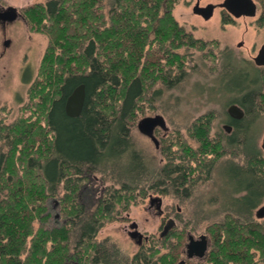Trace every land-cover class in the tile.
<instances>
[{
	"label": "trees",
	"instance_id": "16d2710c",
	"mask_svg": "<svg viewBox=\"0 0 264 264\" xmlns=\"http://www.w3.org/2000/svg\"><path fill=\"white\" fill-rule=\"evenodd\" d=\"M104 1L47 0L24 10L49 43L23 108L30 114L10 125L0 122V141L8 138V151L0 158V264H176L178 244L170 243L162 254L155 248L142 250L130 259L96 236L116 220L117 206L128 211L139 195L143 200L151 190L175 194L181 189L190 195L191 186L208 178L220 158L239 153L233 147L246 148L247 168L240 171L247 183L239 189L247 192L246 204L264 194V160L249 145L248 117L240 122L242 141L230 148L209 138L214 111L201 115L190 127L199 147L172 140L165 145V164L146 172L148 162L132 144L131 126L144 103L153 102L149 94L158 83L182 79L187 54L179 49L210 47L206 56L216 67L211 46L217 41L198 38L180 24L173 12L180 0H115L108 13ZM175 70L178 74L172 76ZM254 72L252 77L244 73L243 83L232 88L247 113L264 105V73ZM79 84L86 89L84 105L80 115L70 116L66 100ZM130 162L135 167L128 169ZM94 171L109 174L121 186L105 189L92 210L82 203L81 191L82 174L87 178ZM56 196L57 216L67 221L48 227L49 199ZM242 210L241 217L228 214L209 226L213 243L208 262L264 264V223L255 222L247 207ZM179 236L182 243L185 235Z\"/></svg>",
	"mask_w": 264,
	"mask_h": 264
},
{
	"label": "rangeland",
	"instance_id": "374dc122",
	"mask_svg": "<svg viewBox=\"0 0 264 264\" xmlns=\"http://www.w3.org/2000/svg\"><path fill=\"white\" fill-rule=\"evenodd\" d=\"M46 1L0 0V3L5 7H17L24 17V19L17 18V20L7 23L5 27L0 23V122L4 124L10 125L20 115L30 114V110H23V108L29 103L28 91L38 75L49 37L32 27L24 10ZM114 2L115 0L104 1L105 13H108ZM173 12L180 24H183L188 30H192L196 37L217 41V44L214 43L211 46L217 57V64L215 67L213 61L206 56L211 50L210 47L204 50L183 47L178 50L180 53L187 54V63L182 79L171 85L160 82L150 92L149 95L153 98V102L146 101L144 103L138 120L130 128L134 148L144 158V161L148 162L146 172L153 171L154 173L159 166L165 164L168 160V153L164 151L165 145L172 140L178 142L185 139L193 148H198L199 142L190 134V127L198 117L209 111H214L209 138L216 139L217 132L227 118L229 105L238 101L237 98L240 97L232 88L243 83L244 73L250 77L254 76L257 66L252 57L257 54L264 42V26L259 24L260 9L256 16L243 17L236 20L234 25L226 26H222L218 14H214L208 20L198 17L192 12L190 0H180L175 5ZM6 40H10L8 46L4 45ZM240 42L243 44L238 46ZM176 74H178L177 70L171 75L175 76ZM260 86L264 93L263 83H260ZM156 114L164 116L169 128L167 131L161 128L156 130L158 145L137 128V122L141 118ZM247 115L248 120L252 121L249 126L251 129L248 131L252 140L249 141V145L255 146L256 151L264 160L262 148L264 105L253 112H248ZM228 147L231 148V146ZM243 147H238L239 149L233 147L234 150H239L237 155L230 149V153L220 158L208 178L204 176L191 186L190 195H185L182 189L178 191L179 193L176 191L175 194H163L151 190L143 200L139 195L138 203L132 204L128 211H123L117 206L116 220L107 222L100 228L96 239L108 241V245L110 243L117 245L122 255L130 259L138 252L149 248L158 249L160 254L166 253L170 250V243H175L179 245L180 255L176 260V264H178L179 260L186 258L184 249L188 232L196 236L211 235L209 230L211 224L220 222L227 214L235 217L240 215L241 217L245 214L242 209L247 207L249 210L253 205L246 204L244 197L247 192L239 191L240 188L246 187L247 183L246 175L240 171V169L247 168L244 166L246 148ZM7 151L8 138H4L0 141V158ZM129 165L131 166L128 169H131L132 166L135 167L134 163L130 162ZM82 175L85 176V184L81 191V201L92 210L98 204L99 198L104 195L105 189L114 190L121 186L109 174L103 175L101 172L94 171L92 174L88 173L87 178L84 173ZM156 178L158 177L156 176L152 180ZM59 188V193L62 194L64 192L63 185ZM150 194L162 197L163 215H158L153 212L154 210L149 209ZM260 201L258 206H254L251 214L255 222L264 223V218L259 219L255 216L256 211L264 205V194ZM49 202L52 217L47 226L53 227L66 222L67 220L64 218L57 216L60 210L58 196L51 197ZM169 218L175 220L176 224L173 228L176 230L170 236V240L164 242L160 233L163 231V224ZM131 220L138 224L141 232L151 236L149 242H144L139 246L129 236L128 231L133 228L129 226ZM38 224L37 222L35 225ZM180 232L185 235L182 243L179 240ZM75 235L73 241L76 243ZM211 243L213 242L211 241ZM211 248L212 246L209 250Z\"/></svg>",
	"mask_w": 264,
	"mask_h": 264
},
{
	"label": "flooded vegetation",
	"instance_id": "af4514ba",
	"mask_svg": "<svg viewBox=\"0 0 264 264\" xmlns=\"http://www.w3.org/2000/svg\"><path fill=\"white\" fill-rule=\"evenodd\" d=\"M228 0H190V6L192 9V12L194 14H196L198 17H201L205 20L210 19L214 14H218L220 16V21L222 23V26H226V25H234L235 21L243 18V17H249L247 15H241L240 17H235L230 11H229V7L226 5ZM253 2L256 4V15L258 10L260 9L261 13H260V19H259V24L261 26H264V18L262 19V16H264V0H253ZM3 6L0 3V9H3ZM245 7V3L243 1H238V8L240 10L244 9ZM18 9V8H17ZM211 13V17L210 18H205V14ZM255 15V16H256ZM252 17V16H251ZM18 18H23V14L21 13V11L18 9ZM3 27L6 26L7 23H2ZM259 25V26H260ZM243 44V42H240L238 46H241ZM264 42L262 43V45L260 46V48L257 51V54L255 56L252 57L253 62L255 63V57L258 55L260 49L262 48ZM246 61H250L251 60H247ZM255 65L257 66V68L264 73V66H260L257 65L255 63ZM255 68V69H257ZM239 98V97H238ZM233 104L238 105L243 111L239 112L237 110L233 111V112H229V107ZM231 105H229L228 109H227V119L225 121H223L220 130L217 132V136L216 139H218L219 141H221L223 143V145H228L231 146L232 143L236 144V142H241V134H242V130H241V120H245V118L247 119V111L246 109L243 107L242 103L238 100L235 103H232ZM249 119V118H248ZM249 126V124H248ZM250 128V127H249ZM157 130V129H156ZM156 132V131H155ZM220 137V138H218ZM158 197L162 198L160 195H156L153 196L152 194H150V205H149V209L153 212L158 214V215H163V209H162V203H163V199L161 200V202H159ZM262 199V195L260 197V199L258 201H256L251 208L249 209L250 212V217H252L251 211L254 208V206H258V203H261ZM264 206V205H263ZM262 207V206H261ZM260 207V208H261ZM259 208V209H260ZM259 209L256 211L255 216L257 218H259L257 216V212L259 211ZM228 214L224 215V219H227ZM253 218V217H252ZM264 218V217H260L259 219ZM170 219V218H169ZM166 220L167 221H169ZM166 222L163 224L162 226V230L166 224ZM135 224H137L135 221L131 220L130 221V225L131 227H133L130 231H128L129 236L139 245L141 246L144 242H149L151 239V236L147 233L141 232L139 230V226L137 224V226H135ZM173 229V228H172ZM171 231V230H170ZM188 234H192L191 232H188ZM187 234V237H188ZM194 236L195 239H199V236H196L195 234H192ZM202 235V234H201ZM165 236H162V232L160 233V237L161 239H163ZM207 236V243H208V249H207V253L204 257H193L191 259H188L187 257L181 260H185L186 264H212L211 262H208V256H209V249L212 246L211 241H212V237L211 235H206ZM179 260V262L181 261ZM178 262V264H179Z\"/></svg>",
	"mask_w": 264,
	"mask_h": 264
},
{
	"label": "water",
	"instance_id": "95a60500",
	"mask_svg": "<svg viewBox=\"0 0 264 264\" xmlns=\"http://www.w3.org/2000/svg\"><path fill=\"white\" fill-rule=\"evenodd\" d=\"M238 1H243L245 3L244 9L240 10L238 8ZM229 7V11L235 16L240 17L241 15L247 16H255L256 15V4L253 0H228L227 4ZM211 13L205 14V18H210ZM18 18V9L14 6L3 7L0 9V22L2 23H10ZM10 40H6L4 42L5 46H8ZM255 63L260 66H264V44L260 49L258 55L255 57ZM86 96V89L84 84H79L72 93L68 96L66 100L65 110L66 113L70 116H78L80 115L84 101ZM242 112L243 110L236 104H233L229 107V112L233 111ZM138 130L145 136L149 137L151 140L158 145V138L155 134L156 129L161 128L164 131H167L169 128L167 126L166 120L163 115L156 114L154 116H146L141 118L137 122ZM262 148L264 150V136L262 139ZM159 202H161V198L158 197ZM257 216L264 217V206H262L257 212ZM175 220L169 219L164 226L162 231V236L168 234V232L175 226ZM137 226V224H135ZM208 243L207 236L205 234L200 235L199 239H195L192 234H188L187 242L185 244L184 253L188 259L193 257H204L207 253ZM179 264H186L185 260H181Z\"/></svg>",
	"mask_w": 264,
	"mask_h": 264
},
{
	"label": "bare ground",
	"instance_id": "6f19581e",
	"mask_svg": "<svg viewBox=\"0 0 264 264\" xmlns=\"http://www.w3.org/2000/svg\"><path fill=\"white\" fill-rule=\"evenodd\" d=\"M220 117V116H219ZM225 118V117H224ZM223 119V118H222ZM227 119V118H226ZM217 124H219V123H217ZM251 129V128H250ZM252 135V134H251ZM255 141V140H254ZM172 145H174V144H172ZM178 145V144H177ZM170 148V147H169ZM178 152V151H177ZM184 152H185V149H184ZM183 153V152H182ZM122 197V196H121ZM118 201V200H117ZM119 202V201H118Z\"/></svg>",
	"mask_w": 264,
	"mask_h": 264
}]
</instances>
